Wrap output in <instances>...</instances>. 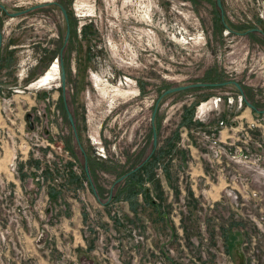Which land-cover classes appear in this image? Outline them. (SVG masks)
Returning <instances> with one entry per match:
<instances>
[{
    "label": "rangeland",
    "instance_id": "rangeland-1",
    "mask_svg": "<svg viewBox=\"0 0 264 264\" xmlns=\"http://www.w3.org/2000/svg\"><path fill=\"white\" fill-rule=\"evenodd\" d=\"M221 5L223 19L216 0H0V243L14 250L0 264H16L24 226L51 236L71 198L100 264H264V0ZM55 60L56 79L29 88ZM225 81L258 112L232 83L164 94ZM158 151L133 198L114 186Z\"/></svg>",
    "mask_w": 264,
    "mask_h": 264
},
{
    "label": "crops",
    "instance_id": "crops-1",
    "mask_svg": "<svg viewBox=\"0 0 264 264\" xmlns=\"http://www.w3.org/2000/svg\"><path fill=\"white\" fill-rule=\"evenodd\" d=\"M27 185L28 192L34 194L33 182ZM52 199L56 201V196L53 195ZM71 200L73 203L65 218L62 219L60 226L53 228L51 236L49 232L40 230L37 220L30 227L24 226L20 229L18 242L20 256L13 253L12 257L13 260L16 259V264H58L61 256L67 251L71 252L73 257L66 261V264H100L94 255L92 240L87 244L80 236L79 202L72 198ZM4 250L14 251L10 246L3 247L0 243V251Z\"/></svg>",
    "mask_w": 264,
    "mask_h": 264
},
{
    "label": "trees",
    "instance_id": "trees-1",
    "mask_svg": "<svg viewBox=\"0 0 264 264\" xmlns=\"http://www.w3.org/2000/svg\"><path fill=\"white\" fill-rule=\"evenodd\" d=\"M245 101L249 102V100L247 98H245ZM249 103H251V102H249ZM253 106H254V111L257 112L258 111L257 107L254 104H253ZM190 112L192 114V111H190ZM191 114L189 115L190 117H191ZM161 155H162V153L158 151V152H156L155 155H151V159L150 160L148 158L143 159L140 163H138V165H136L135 167H133L130 170H128V171L124 172L123 174H121L115 180L114 186H117L121 181H124L129 186V188H127L128 191L126 190L127 191V195L128 196L130 195L131 196L130 198H133V196H134L133 194L136 193V190H137V189H135V187L138 184H140V182L143 180V176H145V177L149 176L150 177L153 165H155L156 161L160 159ZM84 165L86 166L85 171L88 174L89 170H88L87 160H85ZM111 192H112V190H111ZM143 193L147 194L148 190L145 191V189H144ZM112 196H116V194H114Z\"/></svg>",
    "mask_w": 264,
    "mask_h": 264
},
{
    "label": "built area",
    "instance_id": "built-area-1",
    "mask_svg": "<svg viewBox=\"0 0 264 264\" xmlns=\"http://www.w3.org/2000/svg\"><path fill=\"white\" fill-rule=\"evenodd\" d=\"M238 90V89H237ZM238 93H239V95H238V97H237V100H238V104L239 105H241L242 104V100H244L245 99V97H244V93L243 92H241V91H239L238 90ZM233 96H229L228 98H227V102L228 103H230V104H232L233 103V101H234V98H232ZM209 101H211L212 103H213V105H216L219 101H220V97L218 96V97H216V98H214V99H207V101H206V103H209ZM210 106V105H209ZM249 107V106H248ZM250 108V107H249ZM251 109V108H250ZM251 110H253V109H251ZM258 112V111H257ZM240 116V115H239ZM238 117V116H237ZM8 119V121L12 124L14 121L13 120H10L9 118H7ZM257 117L255 116V118H252L251 119V121H250V123H248V125H247V127L248 128H251V129H253V127H256L257 126ZM228 127V126H227ZM227 127H225V130L227 129ZM28 130H30V129H28ZM3 132H5L4 130H2ZM31 132H33V130H30ZM220 131H223V130H221L220 129ZM256 132V131H255ZM239 133V132H238ZM24 137H25V139H24V143H23V147H26L25 149H26V152H28V149H30V146L28 145V140H26V138H30L29 137V135H28V133H21ZM3 135L4 134H2L1 135V138H3ZM6 135L7 136H9V128H7V132H6ZM239 135V134H238ZM1 138H0V140H1ZM237 141H241L240 140V136L239 137H237ZM246 143V142H245ZM244 148H247L246 146H244V145H242V144H239L238 146H235V148H234V152H238V154H239V157H240V155H241V153L243 152V149ZM22 154L23 153H25V150L24 151H20ZM9 158H10V156H9ZM239 160H240V158H239ZM263 160H264V158H263ZM7 166H8V170L10 171V172H12V171H14V169H15V156L13 155L12 156V158H10V160L7 162ZM10 172H9V175H10ZM42 180H43V178H42ZM234 184V183H233ZM234 187V186H233ZM231 192L232 191H230V195L233 197V199L234 200H237V194L235 193V192H233V194H231ZM41 199V198H40Z\"/></svg>",
    "mask_w": 264,
    "mask_h": 264
},
{
    "label": "water",
    "instance_id": "water-1",
    "mask_svg": "<svg viewBox=\"0 0 264 264\" xmlns=\"http://www.w3.org/2000/svg\"><path fill=\"white\" fill-rule=\"evenodd\" d=\"M217 2V6L221 8V0H216ZM39 6V5H38ZM38 6H35V7H38ZM222 10V9H221ZM63 11V14L66 18V13H65V10L62 9ZM22 11H18V12H15V13H10V15L12 16H16V15H19L21 14ZM67 36H68V31L66 33V38H65V42L67 41ZM1 44H2V37H1V31H0V48H1ZM61 75L63 76L64 75V72H63V67L61 65ZM228 83H232L239 91L242 92V88H241V85L237 82V81H225V82H222V83H194V84H188V85H181V86H177V87H172V88H169L167 89L164 94H167V93H171V92H174V91H179V90H183V89H186V88H189V87H194V86H217V85H224V84H228ZM61 84H62V89L64 90L65 89V81H64V78H62V81H61ZM158 103V100L156 102V104ZM247 105L254 110V106L253 104L247 102ZM155 109H156V106L154 108V111H153V114H152V118L151 120L153 121V117H154V113H155ZM26 118L28 120V127L29 128H33V122L31 120V114L30 113H27L26 114ZM68 118H69V121L70 123L72 124L73 126V120H72V117H71V114L68 112ZM74 128V126H73ZM76 139H78L77 135L75 136ZM153 140L155 142L156 140V131H155V128L153 127ZM85 169H86V166H85Z\"/></svg>",
    "mask_w": 264,
    "mask_h": 264
},
{
    "label": "flooded vegetation",
    "instance_id": "flooded-vegetation-1",
    "mask_svg": "<svg viewBox=\"0 0 264 264\" xmlns=\"http://www.w3.org/2000/svg\"><path fill=\"white\" fill-rule=\"evenodd\" d=\"M219 9V8H218ZM221 9H222V5H221ZM221 9H219V12H220V10ZM221 13H222V19L224 18V13H223V10H221ZM221 16V15H220ZM224 26L227 28V30H228V32L229 33H234V34H240V33H245V34H250V33H253V32H256V30L257 29H255V28H251V29H246V30H242V31H238V30H236V29H234V28H231L226 22L224 23ZM261 33H262V35L264 36V31L263 30H259ZM239 83V82H238ZM240 84V83H239ZM241 88H242V86H241ZM63 90V89H62ZM242 92H243V89H242ZM63 96H64V93H63ZM62 107V110L64 111H66V109H67V107H66V104H65V102H64V105H62L61 106ZM156 110V109H155ZM57 111H58V109H57ZM155 114V113H154ZM32 115V114H31ZM33 115L31 116V120H32V122L34 123V121H33ZM35 119V118H34ZM33 126H34V124H33ZM155 128V127H154ZM156 131V130H155ZM152 132H153V127H152ZM157 133V132H156ZM44 134L45 135H47V136H50V132H49V130H46L45 129V131H44ZM62 142V144H64V141H61ZM156 144H157V142H156V140H155V142H154V140H153V134H152V146H153V149H155L156 148ZM152 149V150H153ZM82 150V149H81ZM151 150V151H152ZM83 151H84V149H83ZM150 153V152H149ZM147 154L146 156H145V158H148L149 160L151 159V155L152 154ZM83 154H84V158L87 160V155L85 154V151L83 152Z\"/></svg>",
    "mask_w": 264,
    "mask_h": 264
},
{
    "label": "bare ground",
    "instance_id": "bare-ground-1",
    "mask_svg": "<svg viewBox=\"0 0 264 264\" xmlns=\"http://www.w3.org/2000/svg\"><path fill=\"white\" fill-rule=\"evenodd\" d=\"M55 61L50 66V68L43 75L40 76V78H38L34 83L29 84V88H34V87L38 88V87L47 85L51 81L56 79L57 75L59 74V72H58L59 66H58V60H55ZM60 74H61V71H60ZM29 129L32 130L33 128H29Z\"/></svg>",
    "mask_w": 264,
    "mask_h": 264
}]
</instances>
